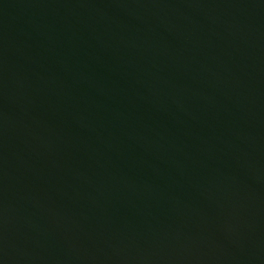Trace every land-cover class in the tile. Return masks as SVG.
Here are the masks:
<instances>
[{
  "label": "water",
  "instance_id": "obj_1",
  "mask_svg": "<svg viewBox=\"0 0 264 264\" xmlns=\"http://www.w3.org/2000/svg\"><path fill=\"white\" fill-rule=\"evenodd\" d=\"M0 264H264V0H0Z\"/></svg>",
  "mask_w": 264,
  "mask_h": 264
}]
</instances>
